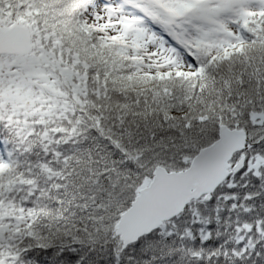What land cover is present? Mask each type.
<instances>
[{
	"label": "snow or ice",
	"instance_id": "snow-or-ice-1",
	"mask_svg": "<svg viewBox=\"0 0 264 264\" xmlns=\"http://www.w3.org/2000/svg\"><path fill=\"white\" fill-rule=\"evenodd\" d=\"M0 264H264V0H0Z\"/></svg>",
	"mask_w": 264,
	"mask_h": 264
}]
</instances>
